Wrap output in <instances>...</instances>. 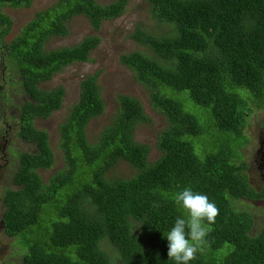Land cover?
I'll return each instance as SVG.
<instances>
[{
	"label": "trees",
	"instance_id": "1",
	"mask_svg": "<svg viewBox=\"0 0 264 264\" xmlns=\"http://www.w3.org/2000/svg\"><path fill=\"white\" fill-rule=\"evenodd\" d=\"M128 1L58 0L6 42L12 20L2 7H30L33 0H0L4 62L26 97L19 137L36 148L18 155L15 188L2 195L5 231L27 248L21 264H111L105 240L122 264H175L165 234L186 217L174 197L187 187L219 209L205 238L209 254L197 252L189 264H264V226L251 235L253 217L238 208L242 200L263 197L250 185L239 151L250 97L264 106V0H147L160 32L138 28L132 39L148 52L124 54L121 63L165 116L157 141L161 156L150 162V148L136 141L138 127L150 118L128 95L118 96L114 118L90 140L88 126L106 106L95 73L81 81L79 99L59 127L65 165L44 182L40 172L50 170L56 157L36 121L59 111L66 91L42 85L89 61L100 38L57 49L47 44L66 37L77 17L99 31L123 15ZM120 161L135 175L109 179ZM226 245L231 248L222 252Z\"/></svg>",
	"mask_w": 264,
	"mask_h": 264
},
{
	"label": "rangeland",
	"instance_id": "2",
	"mask_svg": "<svg viewBox=\"0 0 264 264\" xmlns=\"http://www.w3.org/2000/svg\"><path fill=\"white\" fill-rule=\"evenodd\" d=\"M57 1L33 0L30 7L20 8L3 6L2 12L12 20V29L5 41L14 39L38 11L51 7ZM97 1L108 5L114 0ZM138 28L154 34L160 32L159 25L151 16L147 0H129L123 15L103 23L99 31H94L86 18L77 17L68 23L69 32L66 37H55L48 42L47 49H57L77 45L92 35L100 38V44L91 53L89 61L68 66L51 81L42 85V88L48 90L63 86L66 91L62 108L50 118L36 121L37 128L46 130L49 134L56 157L55 164L50 170L40 172L45 183H48L65 165L59 148V127L79 99L81 81L95 73L99 75L101 93L106 106L104 114L94 119L88 126L90 140H96L114 118L118 110V96L128 95L141 101L150 118L149 123L138 127L136 141L150 148V162L158 160L161 156L157 141L159 134L167 126L165 116L153 108L147 89L139 84L134 73L121 63L124 54L134 51L148 52L144 46L132 39V34ZM2 49L3 43L0 42V264H21L27 248L19 238L10 237L5 231L3 224L5 207L2 195L7 189L15 188L14 176L19 165L18 155L21 152H33L36 148L19 137L20 107L26 97L18 81L8 70ZM249 102L245 143L239 151V162L247 165L249 183L254 190L262 192L263 197L255 201L242 200L238 208L249 212L253 217L251 235L254 236L264 226V106L259 101H254L252 97ZM135 173L136 170L129 163L120 161L107 176L109 179H129ZM103 248L111 264H122L117 250L107 240L103 242ZM201 248L202 250L198 252L202 254L208 252L204 244ZM227 248L231 246L226 245L222 252Z\"/></svg>",
	"mask_w": 264,
	"mask_h": 264
},
{
	"label": "clouds",
	"instance_id": "3",
	"mask_svg": "<svg viewBox=\"0 0 264 264\" xmlns=\"http://www.w3.org/2000/svg\"><path fill=\"white\" fill-rule=\"evenodd\" d=\"M174 201L184 209L186 217H178L165 234L168 257L175 264H189L202 250L201 246L211 230L209 226L215 223L219 209L207 195L195 192L191 187L177 192Z\"/></svg>",
	"mask_w": 264,
	"mask_h": 264
}]
</instances>
